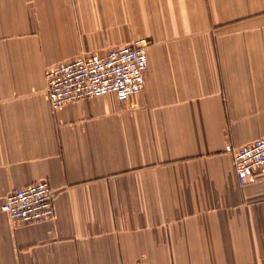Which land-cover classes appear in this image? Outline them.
<instances>
[{
  "label": "crops",
  "instance_id": "obj_1",
  "mask_svg": "<svg viewBox=\"0 0 264 264\" xmlns=\"http://www.w3.org/2000/svg\"><path fill=\"white\" fill-rule=\"evenodd\" d=\"M146 38L142 90L53 110L45 72ZM264 0H0V205L45 179L54 216L0 264H264Z\"/></svg>",
  "mask_w": 264,
  "mask_h": 264
},
{
  "label": "built area",
  "instance_id": "obj_2",
  "mask_svg": "<svg viewBox=\"0 0 264 264\" xmlns=\"http://www.w3.org/2000/svg\"><path fill=\"white\" fill-rule=\"evenodd\" d=\"M146 38L113 46L104 53H89L57 63L45 72L47 96L55 110L67 103L112 94L119 102L139 93L147 69ZM235 175L246 183V175L264 167V137L236 148ZM53 189L45 179L12 189L0 210L13 224L39 223L54 216Z\"/></svg>",
  "mask_w": 264,
  "mask_h": 264
}]
</instances>
